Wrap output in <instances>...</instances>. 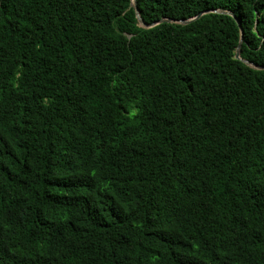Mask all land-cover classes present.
I'll return each mask as SVG.
<instances>
[{
	"label": "trees",
	"instance_id": "1",
	"mask_svg": "<svg viewBox=\"0 0 264 264\" xmlns=\"http://www.w3.org/2000/svg\"><path fill=\"white\" fill-rule=\"evenodd\" d=\"M136 2L0 0V264H264V0Z\"/></svg>",
	"mask_w": 264,
	"mask_h": 264
},
{
	"label": "water",
	"instance_id": "2",
	"mask_svg": "<svg viewBox=\"0 0 264 264\" xmlns=\"http://www.w3.org/2000/svg\"><path fill=\"white\" fill-rule=\"evenodd\" d=\"M133 5H134L136 11L138 12V6H137V2H136V0H133ZM202 15H203V13H202V14H199L197 17H195V18H193V19L186 20V21H182V23H184V24H188V23H190V22H192V21H194V20L200 18ZM231 15L235 17L234 14H231ZM139 18H140V17H139ZM140 20L142 21L141 18H140ZM164 21L172 22L171 20H168V19H163V20H161L160 22H164ZM238 23L240 24L239 21H238ZM156 24H157V23H156ZM240 28H241L242 38H243V29H242V27H241V24H240ZM241 45H242V42L239 44L238 49H237V52H236V58H237V59H241V57H240V53H241Z\"/></svg>",
	"mask_w": 264,
	"mask_h": 264
}]
</instances>
